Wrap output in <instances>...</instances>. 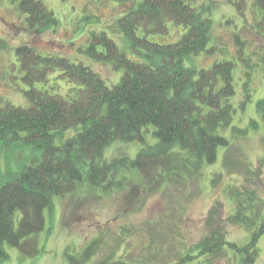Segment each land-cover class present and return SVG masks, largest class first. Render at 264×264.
<instances>
[{
    "label": "trees",
    "instance_id": "obj_1",
    "mask_svg": "<svg viewBox=\"0 0 264 264\" xmlns=\"http://www.w3.org/2000/svg\"><path fill=\"white\" fill-rule=\"evenodd\" d=\"M11 1L17 2L29 31L40 32L57 23L43 0ZM232 3L241 14V4ZM253 6L261 12L258 22L264 23V0H254ZM168 21L185 28L175 42L157 43L145 37V33H166ZM211 26L210 6L186 0L137 2L118 20L133 57L104 33H92L86 49L91 57L122 71L111 85L82 62L43 55L28 44L15 48L28 104L0 105V142L24 143L38 150L40 158L10 172L0 183L2 259L7 257L5 245L24 255L37 253L36 234L44 227V210L54 196L71 193L82 181L105 193L123 189L131 173L147 193L183 186L200 177L220 147L222 165L232 167L234 139L257 124L252 119L246 127L232 124L234 58L215 60L205 68L184 63L189 55L207 50ZM139 28L144 30L142 36L137 34ZM259 57L264 71V50ZM52 72L56 73L53 85L47 86ZM60 81L69 86L68 91H62ZM245 93L241 106L249 100L248 88ZM256 108L264 120V99L257 100ZM148 125L153 126V143L146 139ZM115 140L137 141L141 146L133 158L121 155L107 160L103 151ZM228 192L235 206L228 221L249 229L248 241L239 246L227 241L220 228H213L195 244V255L187 253L171 264L199 257L195 264H209L227 250L240 264H255L257 240L264 235V201L244 188ZM97 246L94 239L78 254L66 253L69 264H133L108 257L90 263Z\"/></svg>",
    "mask_w": 264,
    "mask_h": 264
},
{
    "label": "rangeland",
    "instance_id": "obj_2",
    "mask_svg": "<svg viewBox=\"0 0 264 264\" xmlns=\"http://www.w3.org/2000/svg\"><path fill=\"white\" fill-rule=\"evenodd\" d=\"M43 1L57 23L32 32L26 27L17 2L0 0V105L6 101L28 104L23 95L27 85L20 78L15 53L21 44H28L43 55L82 62L98 72L108 85L115 83L122 71L86 53L92 33H104L129 57L134 56L118 20L141 0ZM186 1L203 8L210 6L212 26L207 50L186 57L185 65L205 68L215 60L234 58L232 124L246 127L251 119L257 123L249 126L244 136L234 139L237 150L232 167L226 169L222 165L224 148L220 147L215 161L203 167L200 177L183 186L171 185L147 193L131 173L123 189L105 193L82 181L71 193L54 196L44 210V227L36 234L37 253L28 256L17 247L5 245L7 257H0V264H69L66 253L78 254L94 239L98 246L90 263L108 257L133 264H171L187 253L195 255V244L217 227L229 242L241 246L248 241L250 230L228 221L235 212L228 191L244 188L264 201V120L256 108L257 100L264 99V71L259 57L264 50V23L258 22L261 12L253 6L254 0H234L241 4V14L232 0ZM184 31L183 26L168 21L166 33H145V37L151 42H175ZM137 34L142 36L144 30L139 28ZM54 76L53 72L48 75L47 86L53 85ZM60 83L62 91H68L69 86L64 81ZM246 88L249 100L241 106ZM152 129V125L147 126L148 143L155 140ZM140 146L137 141L115 140L105 147L103 157L133 158ZM39 158V151L29 145L0 142V183L10 172L34 164ZM257 247L255 264H264V235L258 237ZM200 258H190L184 264H195ZM209 264L240 262L227 250Z\"/></svg>",
    "mask_w": 264,
    "mask_h": 264
}]
</instances>
